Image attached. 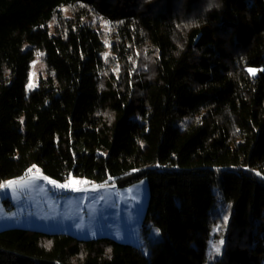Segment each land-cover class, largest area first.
Segmentation results:
<instances>
[{
  "label": "trees",
  "instance_id": "1",
  "mask_svg": "<svg viewBox=\"0 0 264 264\" xmlns=\"http://www.w3.org/2000/svg\"><path fill=\"white\" fill-rule=\"evenodd\" d=\"M98 17L114 26L109 61ZM37 54L48 74L30 89ZM30 168L147 179L162 239L145 254L10 227L0 264H264V0H0V184Z\"/></svg>",
  "mask_w": 264,
  "mask_h": 264
},
{
  "label": "rangeland",
  "instance_id": "2",
  "mask_svg": "<svg viewBox=\"0 0 264 264\" xmlns=\"http://www.w3.org/2000/svg\"><path fill=\"white\" fill-rule=\"evenodd\" d=\"M65 13H70L65 9ZM96 26L104 33L108 45L105 57H112L114 42V26L98 17ZM116 56V55H115ZM115 59L117 57H114ZM112 60V59H111ZM110 60V63H111ZM119 61L115 60L112 71L118 74ZM48 74L44 57L37 54L30 72L28 88H39L42 79ZM37 173L32 172L31 175ZM41 174V173H39ZM29 174L15 180L28 177ZM44 177H47L41 174ZM56 181L58 184L68 183L70 179L87 181L78 185L81 191L71 188H58L48 180L38 179L27 187L0 189V230L10 227L41 230L50 233H67L82 239L110 237L119 242L130 243L149 254L151 243L162 239V234L145 219L149 200L148 180L143 179L128 187L117 188L113 185H100L88 179L71 176L67 181ZM6 199V201L4 200ZM226 226V218L219 221L214 230L218 236L208 241L209 263L215 261L222 249ZM216 246L219 251H216Z\"/></svg>",
  "mask_w": 264,
  "mask_h": 264
},
{
  "label": "snow or ice",
  "instance_id": "3",
  "mask_svg": "<svg viewBox=\"0 0 264 264\" xmlns=\"http://www.w3.org/2000/svg\"><path fill=\"white\" fill-rule=\"evenodd\" d=\"M252 75H255L256 70L255 69H249L248 70ZM29 87H31V85H29ZM37 174L36 175H31L33 172V169L30 168L28 169V177L25 179H21V180H12V181H8L4 184H0V188H11L13 190H15L17 187L23 188V187H27L28 185H30L33 181L38 180V179H45L48 180L49 183L53 184L55 187L58 188H71L74 191H81L83 189H81L80 187H78V185H82L87 183V181H82V180H75V179H70L68 183H64V184H58L56 181L54 180H50L47 177L42 176L41 174H39V170L37 169ZM221 244H223V241H220ZM216 251H219V247L216 246Z\"/></svg>",
  "mask_w": 264,
  "mask_h": 264
},
{
  "label": "crops",
  "instance_id": "4",
  "mask_svg": "<svg viewBox=\"0 0 264 264\" xmlns=\"http://www.w3.org/2000/svg\"><path fill=\"white\" fill-rule=\"evenodd\" d=\"M25 176V175H24ZM23 177V176H22ZM9 181H12V180H9ZM8 182V181H7ZM6 183V182H5ZM4 184V183H3ZM1 189V188H0Z\"/></svg>",
  "mask_w": 264,
  "mask_h": 264
},
{
  "label": "built area",
  "instance_id": "5",
  "mask_svg": "<svg viewBox=\"0 0 264 264\" xmlns=\"http://www.w3.org/2000/svg\"><path fill=\"white\" fill-rule=\"evenodd\" d=\"M34 172H35V173H37V171H36V170H35Z\"/></svg>",
  "mask_w": 264,
  "mask_h": 264
}]
</instances>
